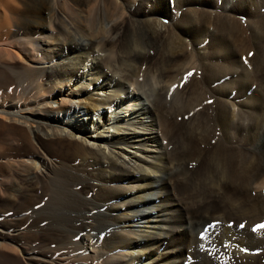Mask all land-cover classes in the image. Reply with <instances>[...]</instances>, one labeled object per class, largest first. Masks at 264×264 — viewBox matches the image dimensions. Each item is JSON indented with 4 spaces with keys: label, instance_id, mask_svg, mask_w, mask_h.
<instances>
[{
    "label": "bare ground",
    "instance_id": "6f19581e",
    "mask_svg": "<svg viewBox=\"0 0 264 264\" xmlns=\"http://www.w3.org/2000/svg\"><path fill=\"white\" fill-rule=\"evenodd\" d=\"M0 68L1 258L264 264V0H0Z\"/></svg>",
    "mask_w": 264,
    "mask_h": 264
},
{
    "label": "rangeland",
    "instance_id": "374dc122",
    "mask_svg": "<svg viewBox=\"0 0 264 264\" xmlns=\"http://www.w3.org/2000/svg\"><path fill=\"white\" fill-rule=\"evenodd\" d=\"M11 79H12V74L10 73V71L9 70H6V69H2V68H0V90H2L1 88H5V87H7L8 85H9V82L11 81ZM0 134H1V132H0ZM1 136V135H0ZM63 143H64V145L63 146H65V147H61L62 149L61 150H52V152H51V154L52 153H54L52 156L55 158V159H60V158H62V159H60V161H65L64 162V164H66L65 166H64V164H62V166L63 167H66V168H68V169H71V167L73 168L74 167V165H76V163H77V161H78V158H76L77 156L74 154L75 152L72 150V146L71 147H69V145L68 144H66L64 141H63ZM67 147V148H66ZM64 149H65V151H64ZM68 149V150H67ZM64 152H63V151ZM56 151V152H55ZM59 151V152H58ZM66 151H69V152H67L66 153ZM74 153H73V152ZM63 153V154H62ZM67 154V155H66ZM57 155L58 156H60L59 158H57ZM71 155H72V157H71ZM74 155V156H73ZM76 156V157H75ZM70 158V159H69ZM71 158H73V159H76V160H71ZM65 159V160H64ZM70 161V162H69ZM70 163V164H69ZM73 163H74V165H73ZM69 166H68V165ZM71 165V166H70ZM75 168H77V166L75 167ZM72 174H74V173H72V171L71 172H69L68 173V175H71V177L70 176H68L69 178V180L71 179V181L74 179L73 178V176H72ZM74 177H75V174H74ZM76 180H78V178L76 177L75 179H74V181L73 182H75ZM178 188H180V186H178ZM37 198V196H34L33 197V200L34 199H36ZM32 197L30 196V197H21V196H18L16 199L14 198H11L10 196H9V198H1L0 197V215H2V214H4V216L3 217H7L8 216V212L10 211V210H12L13 209V212L15 211V213H17V212H22V211H24V209H26L27 208V206H28V204H30V200H32L31 199ZM3 199V200H2ZM30 199V200H29ZM20 202V203H19ZM28 202V203H27ZM5 203V204H4ZM16 203V204H15ZM26 203V205H24ZM18 204V205H17ZM21 204V205H20ZM20 206V207H19ZM8 208V209H6L5 210V208ZM14 207V208H13ZM23 208V209H22ZM20 209H22V211L20 210ZM18 210V211H17ZM16 222H17V225H21V227H23V223H24V221L23 220H16ZM22 222V223H21ZM36 232V233H35ZM50 233V234H49ZM37 234V235H36ZM53 234H52V232H50V231H47V232H37V231H35L33 228H28L27 230H23V233H22V237H21V241L23 242H25V243H31V242H47V241H49V240H51L52 239V236ZM34 237V238H33ZM24 238V239H23ZM37 238V239H36ZM36 239V240H35ZM0 264H14V263H11L9 260H6L5 258H1L0 257Z\"/></svg>",
    "mask_w": 264,
    "mask_h": 264
},
{
    "label": "snow or ice",
    "instance_id": "6c2138e0",
    "mask_svg": "<svg viewBox=\"0 0 264 264\" xmlns=\"http://www.w3.org/2000/svg\"><path fill=\"white\" fill-rule=\"evenodd\" d=\"M189 75H191V74H189Z\"/></svg>",
    "mask_w": 264,
    "mask_h": 264
}]
</instances>
